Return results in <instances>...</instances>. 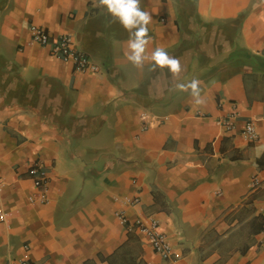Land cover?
Masks as SVG:
<instances>
[{
  "label": "crops",
  "instance_id": "0c3cea01",
  "mask_svg": "<svg viewBox=\"0 0 264 264\" xmlns=\"http://www.w3.org/2000/svg\"><path fill=\"white\" fill-rule=\"evenodd\" d=\"M139 7L151 20L137 63L135 29L100 0H0V264H264V0ZM32 23L72 36L99 71L33 44ZM143 112L156 118L146 129ZM147 215L170 258L129 230Z\"/></svg>",
  "mask_w": 264,
  "mask_h": 264
},
{
  "label": "built area",
  "instance_id": "2783aa9c",
  "mask_svg": "<svg viewBox=\"0 0 264 264\" xmlns=\"http://www.w3.org/2000/svg\"><path fill=\"white\" fill-rule=\"evenodd\" d=\"M30 32H31V42L36 45H40L42 47H48L49 52L52 56L61 59L63 61H72L75 64V68L78 71H99L100 67L97 64H94L89 55L78 51L74 47L73 37L65 34L60 35L56 38L51 37L48 31L37 24H30ZM156 118L152 117L148 112H143L141 114V120L143 123V128H149L154 124V120ZM156 121L160 122L159 119ZM226 129L231 130L233 127V123L229 119H223L219 121ZM243 133L245 137L254 142L258 139V132L256 127L252 123H248ZM30 175L32 176L34 186L41 191L40 201L45 202L48 200L46 195L47 192V184L48 177L44 167V164L41 160H36L33 165L30 167ZM260 183L259 178L254 176L251 182L253 187H256ZM2 179L0 177V200L2 198L1 192ZM140 198L137 196L131 200L126 201L128 204L132 206H136L140 203ZM120 219L127 223L129 220L125 214V211H119L117 213ZM130 231H138L143 234L148 242L150 243L153 251L165 259L171 257L174 251V244L171 239L161 228V222L152 215L140 216L135 219L134 224L129 227ZM264 233V229H263ZM28 248L29 246L26 245ZM16 264H33L29 262H16Z\"/></svg>",
  "mask_w": 264,
  "mask_h": 264
},
{
  "label": "clouds",
  "instance_id": "9594fccd",
  "mask_svg": "<svg viewBox=\"0 0 264 264\" xmlns=\"http://www.w3.org/2000/svg\"><path fill=\"white\" fill-rule=\"evenodd\" d=\"M100 3L106 6L107 10L118 18L125 28L135 29L132 33L134 41L131 42V47L136 50V55L129 59L139 63L147 43V25L151 20L150 14L140 9L139 0H100ZM153 59L160 65H170L172 70L179 69V61L169 58L163 49H157ZM191 87L197 90L196 81L192 82Z\"/></svg>",
  "mask_w": 264,
  "mask_h": 264
},
{
  "label": "trees",
  "instance_id": "16d2710c",
  "mask_svg": "<svg viewBox=\"0 0 264 264\" xmlns=\"http://www.w3.org/2000/svg\"><path fill=\"white\" fill-rule=\"evenodd\" d=\"M261 163H264V157L257 159V165L261 166Z\"/></svg>",
  "mask_w": 264,
  "mask_h": 264
}]
</instances>
